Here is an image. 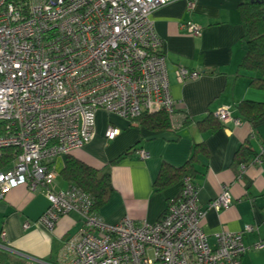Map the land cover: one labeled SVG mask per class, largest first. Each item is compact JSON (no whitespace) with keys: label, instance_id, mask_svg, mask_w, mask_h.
I'll use <instances>...</instances> for the list:
<instances>
[{"label":"built area","instance_id":"built-area-1","mask_svg":"<svg viewBox=\"0 0 264 264\" xmlns=\"http://www.w3.org/2000/svg\"><path fill=\"white\" fill-rule=\"evenodd\" d=\"M176 0H0V151L13 158L0 170V201L25 185L43 189L48 206L37 223L52 231L60 217L77 213L82 221L59 254L66 264H240L248 250L242 231L215 234L208 243L198 204L199 187L188 175L176 198L155 223L125 217L105 223L92 210L91 195L75 185L56 190L54 162L82 148L94 136L96 114L103 111L133 122L144 113H165L171 130L185 120L170 94L166 56L151 15ZM189 9L195 0H185ZM181 27L198 36L201 27ZM179 83L203 71L178 67ZM214 117L241 124L229 107ZM120 131L109 126L107 141ZM141 158L148 153L138 150ZM259 160V159H257ZM245 165H240V173ZM232 204L229 187H221L207 209ZM25 228L29 223H24ZM264 249V240L255 243Z\"/></svg>","mask_w":264,"mask_h":264},{"label":"crops","instance_id":"crops-1","mask_svg":"<svg viewBox=\"0 0 264 264\" xmlns=\"http://www.w3.org/2000/svg\"><path fill=\"white\" fill-rule=\"evenodd\" d=\"M244 1L195 0L189 9L185 0H176L151 15L166 56L176 112L178 117L188 118V123L175 130H153L138 121L127 122L98 111L93 139L70 155L96 170L109 172L114 191L97 212L105 223L116 224L125 217L136 223H155L181 189V181L161 190L154 187L162 164L181 167L194 147L200 146L192 181L199 187L198 204L206 210L201 227L208 243L216 245V233L238 232L250 225L253 231L243 234L248 250L240 264H264V249L254 248L264 240V116L249 122L237 110L241 101L264 102V90L251 85L259 74L239 68L246 49L240 13ZM188 20L201 27L198 36L181 27ZM180 66L203 74L179 83L174 72ZM222 105L241 119L240 125L223 124L214 117ZM109 126L120 131L112 141L105 138ZM138 150L147 152L148 157L141 158ZM66 156L54 162L56 190L70 186L60 177ZM238 156H250L241 173ZM224 185L232 195L231 206L220 212L207 209ZM47 206L43 189L31 192L25 185L9 190L0 201V248L11 256L6 264H66L59 254L82 221L72 212L60 217L49 231L37 223ZM26 222L27 228L23 226Z\"/></svg>","mask_w":264,"mask_h":264},{"label":"trees","instance_id":"trees-1","mask_svg":"<svg viewBox=\"0 0 264 264\" xmlns=\"http://www.w3.org/2000/svg\"><path fill=\"white\" fill-rule=\"evenodd\" d=\"M240 13L245 24L243 42L245 54L239 63V68L252 73H258L259 77L251 81V85L264 90V0H245L240 5ZM239 114L249 122H253L264 116V102L241 101L237 105ZM185 118L183 123H188ZM150 129H171L169 117L163 113H144L136 120ZM202 150L195 146L192 155L181 167H172L166 163L162 164L154 182L156 189H165L181 181L186 175L192 178L194 174L193 163L197 151ZM14 152L12 149L0 151V170L12 160ZM244 155V152L240 153ZM238 156L239 162L245 164L250 158ZM60 177L70 185L79 187L82 191L91 195L93 199L92 210L96 213L109 200L114 191L110 174L108 171L96 170L70 154L66 156L64 168L60 171ZM11 259L10 254L0 248V264H6ZM21 264V263H15Z\"/></svg>","mask_w":264,"mask_h":264}]
</instances>
